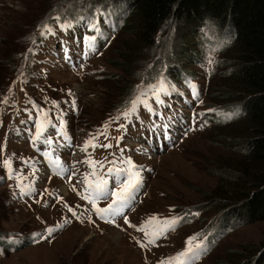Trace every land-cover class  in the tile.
Segmentation results:
<instances>
[{
  "label": "rangeland",
  "instance_id": "obj_1",
  "mask_svg": "<svg viewBox=\"0 0 264 264\" xmlns=\"http://www.w3.org/2000/svg\"><path fill=\"white\" fill-rule=\"evenodd\" d=\"M98 1L109 5L111 0H0V233L5 238L15 237V241L27 238L17 248L0 247V264H155L186 249V240L193 236L202 253L195 264H236L238 252L246 245L264 244V221L239 224L229 210L210 204L211 196L223 195L225 184L215 174V168L241 156L221 142L231 132L233 123L203 121L214 109L216 87L226 80L221 65L225 55L201 53L199 60L197 53L189 59L170 57L174 60L171 62L174 71L178 72L182 64L184 69L195 72L196 77L188 86L190 91L183 93L178 86L176 96L169 101L177 105L166 110L171 120L168 139L159 123L148 122V126L140 122L149 115L144 110L132 115L137 120L129 123L123 115L119 119L110 118L123 97L120 93L123 86L137 82V72L149 64L141 62L132 77H125L127 73L110 64L125 52L123 46L128 36L121 27L104 53L100 51L101 41H94L95 50L88 51L90 40L83 31L73 29L87 22L95 23L92 21L95 17L102 21V12L95 6ZM112 6L105 13L103 9L102 22L106 27L113 25L115 16L126 9L125 3L119 2L114 8L115 15L109 17ZM54 14L67 24L57 27L55 34L60 38H42L40 32L46 23H41L50 18L52 22ZM79 16L81 20L76 22L74 19ZM213 29L223 32L216 25ZM178 32V26L169 24L160 34L164 43L155 51L157 54L152 55V50L146 53L156 54L158 59L166 55V48L178 38ZM183 40L193 45L188 48L189 54H193L197 39L186 36ZM65 49H72L77 56L74 67L69 66L74 54L71 52V59H67L62 52ZM205 58L213 60L210 78L206 73L209 67L202 65ZM155 99L150 104L162 100ZM141 105L149 108L147 103ZM26 108L31 111H25ZM37 116L46 131L39 140H34ZM49 122L62 125L60 131L70 138L71 147L63 136L57 139ZM175 126L183 133L180 140ZM235 128L240 131L238 125ZM126 129V135L135 142L133 158L129 156L133 148L120 140ZM49 138L50 145L45 143ZM86 142L89 147L85 152L81 149ZM92 144L98 146L93 148ZM105 144L111 147L99 146ZM121 157L125 161L131 159L133 172H145L140 190H144L143 197L139 195L132 215L128 214L125 222H121V216L113 220L105 214L102 218L97 209L106 208L112 199L96 196V201H100L90 212L89 223L66 222L67 208L77 199L68 192L65 179L76 171L82 176L85 167L92 169L83 163L87 159L104 165L101 168L96 164L94 173L93 169L91 172L96 178L93 181L102 182L109 178V168L128 167L120 163ZM134 157L144 172L137 167ZM72 167L74 174H69ZM128 191L131 193L132 189ZM190 207L201 208V212L196 217H183L184 209ZM218 224L222 235L211 246L203 233L208 232V226ZM50 228L53 231L49 232ZM229 250L234 251V261L227 259Z\"/></svg>",
  "mask_w": 264,
  "mask_h": 264
},
{
  "label": "trees",
  "instance_id": "obj_2",
  "mask_svg": "<svg viewBox=\"0 0 264 264\" xmlns=\"http://www.w3.org/2000/svg\"><path fill=\"white\" fill-rule=\"evenodd\" d=\"M98 2L95 6L102 12V21L103 9L105 13L109 5H113L110 15L107 14L111 17L115 15L114 8L116 10L119 2L126 5V9L115 16L116 22L111 26H104V22L96 17L92 20L95 23L87 22L80 26L86 25L87 29L96 27L102 36L112 33L113 37L118 28L124 29L128 36L127 44L123 46L125 52L110 64L127 73L125 77H132L141 62L149 64V67L143 64L146 68L142 67L137 72V82H127L123 86L120 92L123 97L113 110V117L132 108V102L138 98L149 105L150 101L156 100L155 97L159 99L168 91L173 94L176 87L187 84L188 78L195 79L196 73L184 69L182 64L178 72L174 71L171 65L174 60L170 57L189 59L197 53L199 60L201 53L223 52L225 59L220 63L226 80L216 87L213 94L215 106L209 115H205V121L213 119L223 125L233 123L231 132L226 131L221 142L241 156L238 155L237 160L230 158L225 165L215 168V174L225 184L221 191L223 195L211 196L210 204L229 210L239 224L264 221V0H111L109 5ZM95 10L98 11L97 8ZM55 14L52 22H49L50 18L41 23H46L40 32L42 38L47 31L67 24L64 18ZM80 17L74 20L78 22ZM68 21L71 23L73 19ZM169 24L179 27L178 38L170 42L166 55L158 59L155 51L164 43L160 34ZM215 25L223 32L215 31ZM186 36H193L198 41L193 54L188 52L193 45L183 40ZM149 50H152V55L156 54L148 55L146 52ZM229 114H232L231 118ZM235 125L240 127V131ZM200 212L201 208L194 207L183 211L188 218L196 217ZM206 229L215 241L222 235L219 224ZM1 236L2 233L0 246L6 249L17 248L27 239L7 242ZM233 253L229 250L227 257L230 258L227 259L234 261ZM237 263L264 264V244L246 245L238 252Z\"/></svg>",
  "mask_w": 264,
  "mask_h": 264
},
{
  "label": "snow or ice",
  "instance_id": "obj_3",
  "mask_svg": "<svg viewBox=\"0 0 264 264\" xmlns=\"http://www.w3.org/2000/svg\"><path fill=\"white\" fill-rule=\"evenodd\" d=\"M94 41H95V37H92L91 40L89 41L88 51H94L95 50ZM65 57L69 60L71 59L70 54L66 53ZM193 95H196L195 90H193ZM55 103H57V102H54V104ZM144 103H145V101L143 99H140V98H138L137 100H134L132 102L131 111H127V112L123 113L124 118L128 119L132 115H135L137 113L139 105L144 104ZM25 111H31V109L26 108ZM38 111L43 112V109H38ZM231 116H232V114H229V118H231ZM39 119H40V117L37 116L36 117L37 123L35 125L37 130L35 133L34 140H39L40 137L46 131V129L41 127V125L39 123ZM118 119H119V117H118ZM193 119H195V114L193 115ZM61 126L62 125L57 126V125L49 122V127L54 128L56 131L57 139L59 140V138L61 136H63L68 141V146L71 147L70 138L67 137L65 133H62L60 131ZM123 127H124V125H121V128H123ZM102 134L103 133H101V135ZM45 143L50 145L51 139L49 138L47 141H45ZM91 146L93 148H95L98 145L92 144ZM99 146L104 147V148H110L111 147L110 144L99 145ZM61 147H63V145H61ZM88 147H89V144L86 142L84 147L81 150L86 152ZM121 151H123V149H121ZM119 159H120V163H126L128 165V167H125V168L112 167V168L108 169L107 175L114 184L113 189L111 191H105L103 189L102 184H107L108 183L107 180H104L101 183H97L95 185V192H96V196L98 198H102V199L111 198L112 199V203L109 204L106 208L97 209L98 213L101 215L102 218H104L105 214L110 216L111 219H113V220L115 219L116 216H122L123 215L122 209L127 206V201L132 198V193H129L128 190L131 188L133 193L135 191V187L133 186V177H134L135 173L131 170L134 167V165L132 164L130 158H128L127 161H125L122 157ZM83 163L88 164L93 169V173H94L96 164L99 163L101 168L104 167V165L100 162L89 161L87 159L85 161H83ZM109 163L115 164L116 161H110ZM74 164H75V162H74ZM74 164H73V167H74ZM90 174H92V173H90ZM136 186H138V184ZM85 199H88V197L85 196ZM93 203H95L94 200H93ZM70 211H71V209H70ZM177 219H179V218H177ZM48 231L51 232V231H53V229L50 228V229H48ZM194 239H195V237H189L186 240V245H187L186 249L184 251H181L180 253H178L175 258H169V260L170 261L176 260V261H178V264H195V261L199 258V255L202 253L199 252V246L195 249L192 247V243H193ZM149 242L152 243L153 241H149ZM181 257H183L184 259L180 260Z\"/></svg>",
  "mask_w": 264,
  "mask_h": 264
},
{
  "label": "bare ground",
  "instance_id": "obj_4",
  "mask_svg": "<svg viewBox=\"0 0 264 264\" xmlns=\"http://www.w3.org/2000/svg\"><path fill=\"white\" fill-rule=\"evenodd\" d=\"M33 248V247H32Z\"/></svg>",
  "mask_w": 264,
  "mask_h": 264
}]
</instances>
